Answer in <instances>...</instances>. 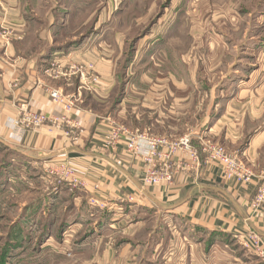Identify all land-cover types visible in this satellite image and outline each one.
Returning <instances> with one entry per match:
<instances>
[{
  "label": "rangeland",
  "instance_id": "obj_1",
  "mask_svg": "<svg viewBox=\"0 0 264 264\" xmlns=\"http://www.w3.org/2000/svg\"><path fill=\"white\" fill-rule=\"evenodd\" d=\"M51 48L48 64L58 73L44 75L57 84L45 91L73 103L67 114L92 96L129 132L221 145L258 187L264 0H0V58ZM80 68L97 81L83 83ZM250 138L251 151L242 152ZM6 152L0 147V166ZM25 170L21 164L0 179V264H264L233 236L188 227L169 213L108 211L85 197L75 169L84 184L75 188L40 183Z\"/></svg>",
  "mask_w": 264,
  "mask_h": 264
},
{
  "label": "crops",
  "instance_id": "obj_2",
  "mask_svg": "<svg viewBox=\"0 0 264 264\" xmlns=\"http://www.w3.org/2000/svg\"><path fill=\"white\" fill-rule=\"evenodd\" d=\"M6 51L10 55L15 52L13 46ZM53 52L18 55L10 62L0 58V146L13 152L12 160L21 161L10 167L7 176L22 164V168L37 172L33 178L43 183L45 165L65 161L85 179V197L96 199L108 211H162L188 227L233 236L239 242L254 234L264 244V209L257 213L250 209L256 180L247 185L226 181L219 164L203 162L197 172L175 169L170 184L145 185L143 163L126 150L124 141L105 148L109 135L107 116L99 112L92 96L67 114V123L48 122L22 134L13 124L22 110L52 119L65 115L64 105L54 104L45 91V87L57 84L44 73L54 59ZM252 143L250 138L242 152L251 151ZM182 159L174 160V165Z\"/></svg>",
  "mask_w": 264,
  "mask_h": 264
},
{
  "label": "built area",
  "instance_id": "obj_3",
  "mask_svg": "<svg viewBox=\"0 0 264 264\" xmlns=\"http://www.w3.org/2000/svg\"><path fill=\"white\" fill-rule=\"evenodd\" d=\"M88 69L80 68V79L83 83H95L97 81L96 78L86 79L85 72ZM46 71L50 73V76L53 75L52 73H58L53 66H50ZM47 92L54 104L64 103L65 115L60 119H52L42 113L22 110L18 118L13 122L14 126L22 134L29 130L39 129L48 122L57 124L67 122L66 115L73 103L67 102L59 90L49 89ZM107 123L109 125V135L105 142V148H113L118 142L124 141L126 150L143 163V183L145 185L170 184L175 169L184 172H197L203 162L219 164L222 167V175L226 181H233L238 185H247L254 181V173L244 162L237 155L228 153L221 145L205 142L202 143L200 148H196L192 145L189 136L171 142L146 132H129L111 119H107ZM179 157L183 159L180 164L175 166L173 161ZM46 167L43 179L53 180L58 184L67 183L72 188L84 185L80 178L76 176L75 170L65 161H54L47 164ZM258 177L260 183L250 201V209L254 213L264 209V172ZM91 201L95 204L98 203L94 198ZM240 244L259 258L264 259V244L258 236L248 234L240 241Z\"/></svg>",
  "mask_w": 264,
  "mask_h": 264
},
{
  "label": "trees",
  "instance_id": "obj_4",
  "mask_svg": "<svg viewBox=\"0 0 264 264\" xmlns=\"http://www.w3.org/2000/svg\"><path fill=\"white\" fill-rule=\"evenodd\" d=\"M70 45H67L65 48H67ZM54 51V48H51V50H48V52ZM193 143V142H192ZM193 145L195 146V144L193 143ZM2 147V146H0ZM2 149L4 151H7L3 160H2V164L0 166V179L4 178L5 180L7 179V174L9 172V169L12 165V155L13 152L10 150H7L6 148L2 147Z\"/></svg>",
  "mask_w": 264,
  "mask_h": 264
}]
</instances>
